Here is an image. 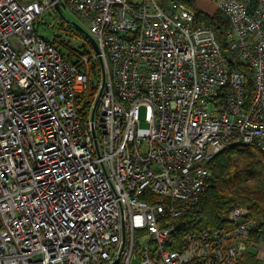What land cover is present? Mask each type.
<instances>
[{
	"label": "built area",
	"instance_id": "1",
	"mask_svg": "<svg viewBox=\"0 0 264 264\" xmlns=\"http://www.w3.org/2000/svg\"><path fill=\"white\" fill-rule=\"evenodd\" d=\"M211 1L228 27L196 24L184 0H0V264H264L244 207L187 228L220 152H264V0ZM58 6L100 51L86 119L90 59L35 29Z\"/></svg>",
	"mask_w": 264,
	"mask_h": 264
},
{
	"label": "trees",
	"instance_id": "2",
	"mask_svg": "<svg viewBox=\"0 0 264 264\" xmlns=\"http://www.w3.org/2000/svg\"><path fill=\"white\" fill-rule=\"evenodd\" d=\"M16 1L31 3L35 0ZM245 1L253 11L260 0ZM184 2L195 10L196 24H203L215 29L218 23L229 25L227 18L220 13L200 11L194 4V0H184ZM38 20L35 23L37 32V23L45 25L42 19L40 22ZM61 28L64 29L63 25ZM67 29L66 34L69 39H65L62 35H55L52 39L44 37L73 65L80 64L84 56L90 59L86 66H82L83 70L91 77L89 88L79 101L80 112L86 119L97 95L100 64L95 59L90 35L72 25H68ZM219 39L221 40L220 36ZM233 57L234 62L231 64V68L245 73L246 88L249 89L248 97L250 98L254 88L252 71L248 67L240 65L236 61L235 55ZM210 169L212 177L195 210L187 216V228L197 232L221 229L228 225L229 214L234 208L244 207L249 211V218L253 219V223L255 222L254 225H256L254 228L251 227V236L253 235V246L251 247L260 250L259 238L264 229V152L255 144L229 146L212 160ZM262 262L260 255L251 253L241 257L238 264H262Z\"/></svg>",
	"mask_w": 264,
	"mask_h": 264
},
{
	"label": "rangeland",
	"instance_id": "3",
	"mask_svg": "<svg viewBox=\"0 0 264 264\" xmlns=\"http://www.w3.org/2000/svg\"><path fill=\"white\" fill-rule=\"evenodd\" d=\"M196 2L198 4V9L201 11H216V7L211 0H196ZM220 15L223 16V14ZM41 19L45 25H38L37 23L38 32L49 39H52L55 35H62L65 39H69L68 35L66 34V30H68V24H76L83 32H89L88 25H85L69 8L63 9L61 13L58 11L56 12L54 10H49L44 15H42L38 21L40 22ZM61 25H63L65 31L61 28ZM225 26L228 27L227 25ZM260 251H262L261 246Z\"/></svg>",
	"mask_w": 264,
	"mask_h": 264
},
{
	"label": "water",
	"instance_id": "4",
	"mask_svg": "<svg viewBox=\"0 0 264 264\" xmlns=\"http://www.w3.org/2000/svg\"><path fill=\"white\" fill-rule=\"evenodd\" d=\"M56 10H57L59 13H61V9H60L59 6L57 7ZM72 25H73V27H75V28L81 30L76 24H72ZM81 31H82V30H81ZM90 41H91V43H92V45H93V48H94V51H95L96 56L98 57L99 61L101 62V58L99 57L100 51H99V48H98L97 44L95 43V41H94L92 38H90ZM97 103H98V102H97ZM96 106H97V104H96Z\"/></svg>",
	"mask_w": 264,
	"mask_h": 264
}]
</instances>
